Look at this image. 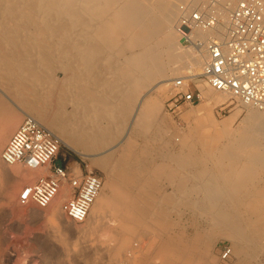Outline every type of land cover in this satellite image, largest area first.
<instances>
[{
    "label": "bare ground",
    "instance_id": "1",
    "mask_svg": "<svg viewBox=\"0 0 264 264\" xmlns=\"http://www.w3.org/2000/svg\"><path fill=\"white\" fill-rule=\"evenodd\" d=\"M181 1L198 5L209 0H0L3 86L13 92L27 116L50 126L69 149L96 160L106 176L77 235L69 229L60 231L62 218L71 222L60 206L71 195L67 181L47 207H35L59 229L57 239L66 247L70 264L78 240L95 236L99 230L104 239L94 241L97 250L124 255L128 264L127 254L142 247L138 238L143 235L151 239L150 247L162 264H210V248L219 237L231 240L238 264H264V187L256 183L258 171L264 168V110L244 104L249 111L239 127L234 126L237 113L218 122L213 109L230 94L207 85L206 102L194 114L204 126L214 128L212 135L200 138L199 128L193 133V127L175 139L182 144L180 152H170L176 167L165 165L152 176L147 171L148 145L175 138L159 117L162 100L158 93L172 85V74L184 76L190 68L201 71L206 58L180 42L174 24ZM237 1L220 0L222 32ZM53 63L65 72L61 83L52 78ZM146 91L157 95L141 99ZM65 100L74 103L77 115L86 119L82 120L85 128H72L59 117L58 106ZM23 113L10 110L0 100V151ZM121 136L118 158L105 155L99 159L90 153L111 146ZM224 137L226 142L219 143ZM137 139L147 145L138 147ZM156 151L164 155L162 149ZM21 165H7L0 157V189L12 214L24 218L30 204L18 202L22 184L45 176L50 167L24 165V170ZM162 176L173 186L180 181L204 188V197L190 204L206 221L194 237H187L185 231L170 235L177 222L170 218L171 196L158 188L155 192ZM5 253L1 247L0 260Z\"/></svg>",
    "mask_w": 264,
    "mask_h": 264
},
{
    "label": "rangeland",
    "instance_id": "2",
    "mask_svg": "<svg viewBox=\"0 0 264 264\" xmlns=\"http://www.w3.org/2000/svg\"><path fill=\"white\" fill-rule=\"evenodd\" d=\"M181 4H183V1L179 2V5ZM178 16L177 18H179ZM176 22L174 25H176ZM178 58L177 61H179ZM53 64H54L53 65L54 69L52 70L51 73L52 78L54 81L56 82L58 81V83L59 82L61 83L66 77L65 72L63 71V69H60L61 67H59V64L56 63ZM171 66L174 68L175 65L174 66L171 65ZM179 76L182 75L174 76L172 74L171 79L172 78L174 79ZM1 83L2 80L0 82V100L4 101L8 105L10 110L22 111V112L25 111V113L22 114V119L20 123L18 124L16 129H14V131L10 134L8 138L9 140L11 136L14 134V132L17 130V128L21 125L25 116H27L26 112L28 113V111L19 104V101L16 100L17 98H15L16 96L13 94V92L8 88L6 89V87L3 86L4 83L2 84ZM200 88L203 91V94L204 91L210 89L206 83H200ZM165 91L166 92L158 93L161 94L160 100H162V107L160 108L159 117L170 128L169 134H171V137H175V138H172L171 141L169 138L166 141L159 140L158 143H154V144L150 143L151 145L150 144L148 145L151 146L149 147L151 149L146 158V163L148 164L147 171L149 173V176H152L153 171H155L157 168L164 169L165 165L168 166V169H170V166L171 168L176 167V164L170 160V152L176 153V152H180V150L182 149V144H178V142L175 141L177 137H182L183 133L190 132V130H192L193 127H195L193 133H196L199 128L196 134L200 138L205 137V135H212V133L214 132V128L212 126H207L208 127L207 128L202 124V121L197 119V117L194 114L198 106L206 102L207 98L205 94H204V100L199 104L191 105L188 103H183L175 109H169L168 100L172 95L171 84L169 88ZM144 93L142 94L141 99L149 97L150 95L151 96L157 95L156 92L146 91ZM58 107H60V112L58 111L59 117L61 116L64 122L66 121L70 122L71 126L73 125L72 128L81 129L87 126L85 123L86 119L83 120L84 117H82L80 114L77 115V113H79L78 112L79 110H77L76 106L71 101L65 100V102H63V104L61 102L60 106ZM248 111L249 110L245 108V106L235 101L232 102V99L228 97L226 101L214 107L212 116L216 121L222 122L229 119L234 113H237V119L234 125L235 128H237L239 127V125L242 124L243 122L242 120H244L247 117ZM82 120L85 122H83ZM196 121H200V122H196ZM42 124L44 123L42 122ZM46 126L52 129L50 126L48 125ZM202 131L203 133L201 134ZM206 131L207 132L210 131V133L209 132L207 133ZM122 139L123 138L121 136L111 146L106 147L101 151H94L90 153L94 154L96 156L95 158H99V159L101 158V156H105V155L106 156L110 155L118 158L119 155H121V151H122V145H123ZM8 140L4 144L3 148L7 144ZM210 140L209 141L213 144L211 138ZM219 140H220L219 143L226 142L225 137L220 138ZM135 143H137L136 145L138 147H143L144 144L147 145L143 139H137ZM112 147H114V149H112ZM157 147L159 149H162L164 155L156 151ZM2 150L0 151V153L2 152ZM93 161L97 162L96 160ZM93 161L80 156V154L69 149V147H67V145H65L64 143H62L60 153L57 159L55 160L56 163L63 164L65 166H69L68 164L72 162L73 164L71 165L72 167L70 166L69 167L72 173L75 175H79L85 171H95L103 177V180H105L106 176L103 169H101ZM20 168L27 170V168H25L24 165L23 166L21 165ZM49 173L50 172H48V174L46 173L45 176H48ZM40 178L41 177H38L36 180L32 182H24L22 184L21 190L25 185L34 183ZM258 178L259 180L256 182L257 186L259 185L261 187L262 185V187H264V168L258 171ZM155 185H157L155 186L156 193L158 192V190H156L158 188L161 193H168V195L171 196L170 200H168V203L170 204V218L172 220L174 219L177 222H174L176 223V226H174V228L170 230V235L172 234L174 236L176 234L180 235L182 234V232L185 231L187 237L192 238V235L194 237L197 232L202 231V229L205 227L204 225L206 224V221L204 220L205 217L200 213H198L196 209H194V207H192L190 204L199 202L200 198L204 197V193H205L204 188L202 189L200 187L191 186V183L185 184L184 182H180V181H178L173 186L171 185L170 180L166 176L160 177L158 181L155 183ZM65 186L70 188V186H68L67 184H65ZM19 194H18V202H19ZM4 195H5L4 190L0 189V248L2 247L3 249H5L6 252L5 256L2 257L0 260V264H70L66 255V247L62 244L60 240L57 239V237L60 235L59 233L61 230L63 231L68 229L71 231L73 235H77L85 222L76 223L71 219H70L71 222H69V220H67L66 218H62L61 225H63V227L59 231V229L56 226H53L52 223L49 222L48 219L44 216L43 210H40V212L38 211L39 213L35 211L36 209L35 207H38L36 204L31 203L29 207L28 206L25 207L27 208V215L24 218H22L19 215H13L11 210L12 206L6 202V200L4 199ZM73 196L74 194L71 191V195L69 196V198L63 199L60 203L61 204L60 206L62 207V204L65 201L72 199ZM96 239L97 241L104 239L102 230L101 231L99 230V232H97L95 236L90 235L88 237L82 238L81 240H78L79 244L76 245L79 246L74 249L72 256L73 258L72 264H128L127 259L125 258L124 255L122 256L116 254L114 255V253H111L106 250H97L96 246L94 245V241ZM157 240L159 239L156 238V241ZM138 241L142 243L141 244L142 247L140 246L134 247L135 251H130L127 254L128 255L127 257L130 258V262H129L130 264H140L142 261L143 263L141 264L163 263V260L159 258L160 255H157L156 250L150 247L152 241L149 238V236L143 235V237L138 238ZM232 247H233L232 242L229 238L226 237L217 238L214 245L210 248V258H209L210 264H236V263L238 264L239 261L237 260V257L234 255V249H232ZM52 248L56 251L54 254L50 253L49 251ZM150 248L151 250H149ZM227 250L231 251V253L229 256L224 257V253Z\"/></svg>",
    "mask_w": 264,
    "mask_h": 264
},
{
    "label": "built area",
    "instance_id": "3",
    "mask_svg": "<svg viewBox=\"0 0 264 264\" xmlns=\"http://www.w3.org/2000/svg\"><path fill=\"white\" fill-rule=\"evenodd\" d=\"M220 0L203 4L181 5L176 29L180 42L206 55L203 68H191L186 75L172 80L169 109L183 103L199 104L204 100L200 83L230 94L232 102L264 110V0H240L232 9L226 30H220ZM210 34H198V31ZM62 146L58 134L33 116H25L1 152L7 165L23 164L31 168L49 165L48 176L23 187L22 205L47 207L63 182L73 189V198L62 204L65 215L76 223L86 220L103 186V177L95 171L79 175L70 167L56 164ZM227 250L224 257L229 256Z\"/></svg>",
    "mask_w": 264,
    "mask_h": 264
},
{
    "label": "crops",
    "instance_id": "4",
    "mask_svg": "<svg viewBox=\"0 0 264 264\" xmlns=\"http://www.w3.org/2000/svg\"><path fill=\"white\" fill-rule=\"evenodd\" d=\"M55 163H56V162H55ZM56 164H58V163H56ZM61 165H63V164H61ZM68 165H69L70 167H72L71 165H73V164H72V162H70ZM69 166H68V167H69ZM48 172H49V171H48ZM71 189H72V188H71V186H70V191H72V193H73V189H72V190H71Z\"/></svg>",
    "mask_w": 264,
    "mask_h": 264
}]
</instances>
